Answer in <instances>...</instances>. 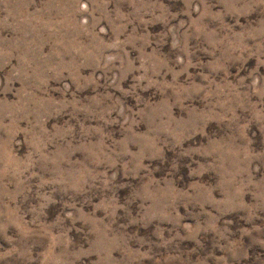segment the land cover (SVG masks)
<instances>
[{
  "label": "rangeland",
  "instance_id": "1",
  "mask_svg": "<svg viewBox=\"0 0 264 264\" xmlns=\"http://www.w3.org/2000/svg\"><path fill=\"white\" fill-rule=\"evenodd\" d=\"M0 264H264V0H0Z\"/></svg>",
  "mask_w": 264,
  "mask_h": 264
}]
</instances>
